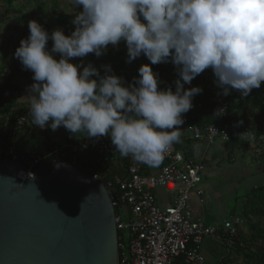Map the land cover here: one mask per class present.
Segmentation results:
<instances>
[{"label":"clouds","instance_id":"clouds-1","mask_svg":"<svg viewBox=\"0 0 264 264\" xmlns=\"http://www.w3.org/2000/svg\"><path fill=\"white\" fill-rule=\"evenodd\" d=\"M73 2L83 10L70 35L62 28L49 33L30 20L29 35L14 53L33 73L29 114L42 130L63 126L76 137L107 136L122 157L157 167L180 142L183 114L203 91L185 84L209 68L224 96L236 90L247 97L264 82V0ZM121 41L129 63L142 54L151 65L171 62L178 75L175 91L158 87L159 75L149 64L125 86L123 77L101 76L91 63L70 62L90 53L99 57ZM104 67L111 72L110 65Z\"/></svg>","mask_w":264,"mask_h":264},{"label":"built area","instance_id":"built-area-1","mask_svg":"<svg viewBox=\"0 0 264 264\" xmlns=\"http://www.w3.org/2000/svg\"><path fill=\"white\" fill-rule=\"evenodd\" d=\"M107 65L111 66L112 72L113 67L109 63H102V69L106 72L104 66ZM8 94L5 92L3 96ZM241 97L238 91L222 95L216 105V120L203 127L190 125L188 118L183 117V125L189 128L190 137L208 144H212L214 139L230 141L231 127L224 117L228 101ZM200 107L197 104L191 110ZM29 108L30 105L24 106L13 119L9 116L0 119V160L22 163L26 169V172H18L22 180L32 178V168L42 161L43 155L35 150L18 151L6 137L15 138L18 133L32 126ZM241 137L258 146L264 145V128L257 138L246 130L241 133ZM54 151L61 156L68 155L72 164L83 151L95 157L98 164L109 162L112 155L117 153L107 136L91 139L82 137L77 142L60 144ZM123 159L125 166L122 175L114 173L102 177L98 173L92 174L93 178L102 181L113 209L117 210L114 218L117 264H204L200 247L205 238L221 242L227 247L244 246L239 238V228L243 223L240 216L232 215L219 225H208L192 214L191 198H199L203 194L199 186L204 171L202 161L185 158L176 144L168 150L163 162L155 167V173L149 171L152 167L138 163L130 156ZM156 188L173 193L169 205L160 206L156 202L153 193Z\"/></svg>","mask_w":264,"mask_h":264},{"label":"water","instance_id":"water-1","mask_svg":"<svg viewBox=\"0 0 264 264\" xmlns=\"http://www.w3.org/2000/svg\"><path fill=\"white\" fill-rule=\"evenodd\" d=\"M0 160V264H117L115 213L102 181L65 161L22 180Z\"/></svg>","mask_w":264,"mask_h":264},{"label":"rangeland","instance_id":"rangeland-1","mask_svg":"<svg viewBox=\"0 0 264 264\" xmlns=\"http://www.w3.org/2000/svg\"><path fill=\"white\" fill-rule=\"evenodd\" d=\"M40 3V0H37ZM36 1L35 0H0V79H5L10 76V81L19 88V94L17 101L20 107L30 105L31 100L29 97V87L34 83L32 77L33 73L30 70L23 68L20 61L14 56L15 50L20 45L21 39L27 38L29 35L28 22L30 20L38 21L49 33L54 29L62 28L60 24L56 22L59 16L66 17V26L72 31L75 29L73 20L75 16L83 10L82 6H76L73 0H57L56 8L53 10L49 2L44 3V9L40 12L36 11ZM19 9L20 12H15L13 10ZM23 15L25 18L20 23H17V16ZM19 24V25H18ZM63 29V28H62ZM71 32H64L65 35H70ZM53 41H48V48L51 49ZM124 47L127 49L126 44ZM117 47L109 45L107 51H114ZM90 55V54H88ZM87 57V56H86ZM83 57L79 60L78 64L82 67L86 66L87 58ZM54 58L59 59V54H54ZM79 57L71 59L70 62L77 61ZM149 60L142 54L134 63V70H138L142 65L149 64ZM169 63V62H168ZM168 63H160L163 67L162 79L168 81L171 77L173 71L168 67ZM102 68V64H101ZM82 69V68H81ZM103 75L114 74L112 71L110 74L102 69ZM206 75H210L212 70L206 69L204 71ZM203 72V73H204ZM8 92V91H6ZM9 93V92H8ZM5 97V96H4ZM245 98V97H241ZM239 98V99H241ZM248 100L252 106L253 101L264 102V89L256 90L254 93L249 95ZM252 101V102H251ZM249 107L250 109L252 107ZM247 114V113H246ZM30 127V134L24 135L23 138L26 142H30L33 150L38 148L39 150L44 149L45 135L40 134L39 127L34 126L32 123ZM48 131V142L53 141L55 137L60 135L62 138L58 143H66L67 136L69 132L61 126L58 130L53 132L50 128ZM199 147L204 149L207 146L206 141L199 140ZM229 141H223L221 139H214L213 143L209 145L207 153L215 152L217 146L226 147L229 145ZM222 161L218 164H223L232 166L236 169L235 174H228L229 168H225V173H221L217 176H212L211 178H203L200 186L204 188V191L208 197V203L205 207L206 216L210 217L209 222L221 224L225 219L228 218V212L232 209L235 210L234 214L241 213V207L245 199V194L255 186H264V145H256L254 142L242 141L238 143L236 148L231 150L226 148L221 152ZM216 164V166L218 165ZM210 166V167H209ZM215 165L209 163L206 167V175L209 173L210 169H214ZM215 170V169H214ZM239 173H242L243 180L239 182L233 189L230 183L238 177ZM245 176V177H244ZM156 196H170V194L164 188L155 189ZM173 196V194H172ZM215 213L219 215L215 220ZM256 221V220H253ZM247 237H251L250 230L246 224ZM215 241V240H214ZM215 247V253L205 261L204 264H214L217 256H227L225 253L226 246L211 242ZM264 247L261 249L263 250ZM241 263L239 264H254V259H247L242 255Z\"/></svg>","mask_w":264,"mask_h":264},{"label":"trees","instance_id":"trees-1","mask_svg":"<svg viewBox=\"0 0 264 264\" xmlns=\"http://www.w3.org/2000/svg\"><path fill=\"white\" fill-rule=\"evenodd\" d=\"M35 1L37 12H40L44 9V3L46 2L50 3L53 10L57 5V0H40V3H37V0ZM13 10L15 12H20L19 9L13 8ZM24 18L25 17L23 15L17 16L16 19L18 20L16 22L21 24V21H23ZM66 20V17L58 15L56 22L60 24L64 32L69 33L71 30L66 26ZM124 44L125 42L121 41L116 50L106 51L99 57L90 53V55H87L86 57V66L91 63L95 68H97L100 75H102L103 71L101 64L109 63L113 67L114 74L124 78L125 86L135 83L134 78L139 76V72L138 70H134V63L138 58L132 60L130 63L127 62L128 52L124 47ZM80 59L81 58H79L77 61L73 60L72 63L78 64ZM149 65L152 67V70L159 75L160 83L158 87L160 89H167L168 87H171L172 90L175 91L174 82L176 79H178L176 67L171 62L167 64L168 67L172 69L173 73L168 81H165L162 79L163 67L160 64L151 65V62H149ZM215 80L216 78L213 72H211V74L207 77H205L204 73H201L192 80V87L199 86L203 89V91L193 98V105L196 106L197 104H200L201 107L183 114V117L188 118V124L203 127L216 120L218 116L216 105L223 94L222 89L216 85ZM211 82L213 84L210 86ZM263 89L264 82H261V87L259 89H253L249 95L254 93L256 90L260 91ZM6 91H8L9 94L4 97L3 94ZM18 94L19 88L17 85L11 83L10 76H7L5 79H0V119L4 116H9L10 119H13L14 115L23 109V107H20L17 101ZM249 95L245 98H233L228 101V108L226 116L224 117V121L231 127V150L236 148L241 140L245 141L241 137V133L243 131L246 130L252 132L257 138L264 128V102L253 101V105L251 106L248 100ZM250 106L252 107L251 109L249 108ZM44 135V149L39 150L38 148H35L37 153L43 155L42 161L32 168V173L35 176L47 175L50 170L51 160L71 163V159L68 155L61 156L54 151L60 146V143L52 141L48 142L46 131L44 132ZM80 139H82L81 134H77L76 137L69 133L66 143L77 142ZM182 142L177 143L179 150H188L192 145V141L189 139H186ZM185 158H188L187 154ZM73 164L81 170L86 169V171L91 175L93 173H98L102 177H107L114 173L122 175L125 161L123 157L117 152L112 155L109 162L98 164L96 163L95 157L83 151ZM114 213L117 214L116 208L114 209ZM240 216L248 225L250 232L252 231V235L249 238H245L243 241V247L232 246L231 248H234L241 255H244L246 260L253 258L254 264H264V249L261 250L264 247V186L252 187L245 194Z\"/></svg>","mask_w":264,"mask_h":264},{"label":"crops","instance_id":"crops-1","mask_svg":"<svg viewBox=\"0 0 264 264\" xmlns=\"http://www.w3.org/2000/svg\"><path fill=\"white\" fill-rule=\"evenodd\" d=\"M205 77H207L208 75H206V73L204 72ZM191 86H189L188 84L184 85L185 89L191 88ZM182 130V135L180 138V142L189 139L192 141V145L190 146V148L188 150H180L184 157L186 156V154L188 155L189 159H193L196 161H202L204 163V171L202 173V180L203 178H211L212 176H217L221 173H225L224 169L225 168H229L228 170V174H235L236 169L232 166V164L230 163L229 166H225L223 164H218V162L222 161V156H220L221 152H223L224 150H226V148H229V145L226 147L224 144H222L223 146H217L215 148V152H210V154L207 153L208 151V147L210 144L207 143L206 148L202 149L199 147V141L192 139L190 130L188 127L181 125L179 126ZM47 132V137H48V131L47 129H39L40 134ZM30 134V128L29 129H25L23 131H21L20 133H18L17 137L12 138V137H6L8 138V141L11 142L14 147L18 150V151H22V150H33V147L31 146L30 142H26L25 139L23 138L24 135H28ZM83 136V134H81ZM62 137L60 135H58L57 137L54 138L53 141L59 142L60 139ZM230 142V141H229ZM264 142V141H263ZM262 142V143H263ZM183 143V142H182ZM262 145V144H261ZM176 147L178 148V145L176 143ZM231 148V147H230ZM179 149V148H178ZM211 163V165H215V170L214 169H210V171H208L209 173H207L206 175V167L207 165ZM216 164H218L216 166ZM210 167V166H209ZM150 168V167H149ZM155 167H152L149 171L152 173H155ZM245 177V176H244ZM201 180V182H202ZM243 180V176L242 173H239L238 177L234 179V181L232 183H230L232 186V188L234 189L236 187V185L241 182ZM200 186V185H199ZM200 188L203 190V194L201 197H195L193 196L190 200V204L192 207V214L195 218L201 219L204 223L208 224V225H219L218 223H211L209 222V218L208 216H206V210L205 207L207 206L208 203V197L204 191V188L202 186H200ZM153 193L155 195V200L156 202L160 205V206H167L171 203V199H172V194L173 193H169L170 196L166 197V196H162L159 195L156 196L155 190H153ZM235 211V210H234ZM234 211H232V209L228 212V216H232V215H236L234 214ZM219 215H217L215 213V220ZM237 216H240V214H237ZM220 217V216H219ZM241 217V216H240ZM226 219V218H224ZM243 220V219H242ZM239 238L240 240L243 242L245 240V238H247V231H246V223L243 221L242 225L239 228ZM215 242L217 244H221L217 241H214L212 239L209 238H205L202 241L201 247H200V251L201 254L204 258V263L205 261H207V259L209 257L212 256V254L215 253V247L211 242ZM224 245V244H223ZM225 253L227 254V256H222L219 255L216 257L214 264H218L219 259H222L220 264H239L241 263V257L243 258V256L237 252L234 248L231 247H227L225 248ZM241 256V257H240Z\"/></svg>","mask_w":264,"mask_h":264}]
</instances>
